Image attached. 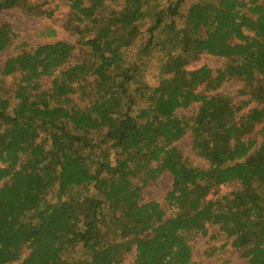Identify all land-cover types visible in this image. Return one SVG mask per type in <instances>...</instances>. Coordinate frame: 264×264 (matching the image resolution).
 <instances>
[{"label": "trees", "instance_id": "16d2710c", "mask_svg": "<svg viewBox=\"0 0 264 264\" xmlns=\"http://www.w3.org/2000/svg\"><path fill=\"white\" fill-rule=\"evenodd\" d=\"M55 1L75 44L3 62L0 264H122L131 252V264H202L190 242L209 226L264 264V0H0V12L51 18ZM14 37L0 25V53ZM202 55L224 62L188 69ZM229 80L246 100L219 92ZM185 136L205 167L175 146ZM163 173L164 206L143 202ZM224 184L235 188L210 197Z\"/></svg>", "mask_w": 264, "mask_h": 264}, {"label": "rangeland", "instance_id": "374dc122", "mask_svg": "<svg viewBox=\"0 0 264 264\" xmlns=\"http://www.w3.org/2000/svg\"><path fill=\"white\" fill-rule=\"evenodd\" d=\"M46 8L53 11L51 18L28 15L18 8L0 12V25L9 26L15 34L12 43H10L5 51L0 53V80H3L5 85L11 82L10 77L4 79L1 77L3 62L6 58L14 56L22 50H31L45 43L51 44L57 41H64L72 45L75 44V36L65 27L69 13L68 7L62 5L61 2L55 1ZM47 28H52L55 31L54 37L42 35V32ZM223 62L224 60L221 58L202 55L197 61L188 66V69H195L205 65L215 70L222 66ZM144 80L153 84L155 82L153 71L148 72ZM43 83L44 87H48L49 79H43ZM239 88V85L229 80L223 84L219 92L229 94L234 99V102L238 104L239 101L247 99V97H242L237 94ZM193 109L194 107H191L187 110L180 111V113L189 115ZM263 126L256 127L252 134L256 136L258 142L260 141L259 131ZM175 146L183 157L191 160L196 166L205 167V162L191 151L187 136L175 143ZM171 183V176L168 173H163L155 182H151L147 187L143 188L141 194L143 202L156 201L161 206H164V198L171 188ZM234 188V185L231 184L221 185L210 194V197L225 195L233 191ZM190 247L192 250V258L202 264H247V260L240 256V250L233 248L225 238L218 234L215 226L208 227L207 236L193 239L190 242ZM133 258L134 252H131L125 257L122 264H131Z\"/></svg>", "mask_w": 264, "mask_h": 264}]
</instances>
